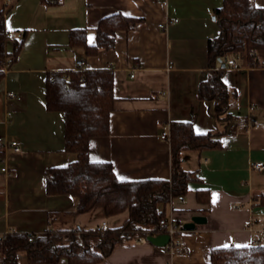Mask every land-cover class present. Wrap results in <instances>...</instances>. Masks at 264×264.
Segmentation results:
<instances>
[{
    "label": "crops",
    "instance_id": "crops-1",
    "mask_svg": "<svg viewBox=\"0 0 264 264\" xmlns=\"http://www.w3.org/2000/svg\"><path fill=\"white\" fill-rule=\"evenodd\" d=\"M253 2L264 6V0ZM223 3L0 0V15L11 35L8 52L15 40L24 38L16 63L0 84V137L22 143L20 152L0 145V165L9 169L0 173V241L13 232L95 228L104 221L115 228L127 218L126 212L108 218L102 207L77 215L76 197L47 192V170L77 158L65 150L64 113L48 110L47 73L76 70L82 61L86 69L114 71L116 102L109 135L92 140L90 157L111 163L121 179L171 180V138L162 139V132L172 135L176 122L192 123L198 133H218L222 144L182 152L183 170L197 172L199 180L189 183L184 201L170 202L167 219L187 223L202 215L208 220L176 237L180 252L136 238L117 245L99 264H211L212 250L225 244L264 245V205L258 203L264 195V171L254 168L264 163V65L231 56L210 67L209 41L221 31L215 11ZM114 14L142 21L134 30L118 32L114 48L95 55L80 46L70 48L74 29H86L88 44L96 45L101 20ZM172 19L179 21L160 27ZM219 69L230 93L228 120L217 116L214 101L199 97L202 82ZM247 117L260 126L241 130L238 121ZM203 193L210 194L208 204L198 199ZM18 264H30L26 251L18 253Z\"/></svg>",
    "mask_w": 264,
    "mask_h": 264
},
{
    "label": "trees",
    "instance_id": "trees-1",
    "mask_svg": "<svg viewBox=\"0 0 264 264\" xmlns=\"http://www.w3.org/2000/svg\"><path fill=\"white\" fill-rule=\"evenodd\" d=\"M215 16L221 31L209 41L210 67H217L218 61L231 56L244 57L254 66L264 65V9L256 7L253 0H224ZM141 21L114 14L101 20L96 45L88 44L86 29H74L69 46L83 47L88 55H95L102 48H114L116 34L134 30ZM10 38L4 16L0 15V84L6 70L16 63L24 41V38L15 40L13 50L8 52ZM222 76V69L212 72L200 85L199 97L214 101L217 116L228 120L230 93ZM46 100L48 110L64 113L65 150L77 154L73 162L47 170L48 194L76 197L77 215L102 207L108 218L125 212L127 218L121 226L108 225L105 231L100 227H79L50 229L42 234L9 233L0 241V264H18L21 251L28 253L30 264H58L62 259L68 264H99L117 245L149 236L148 231H159L170 202L184 199L189 183L199 180L197 172L183 170L182 152L222 147L220 134L198 133L192 123L176 122L171 135V180H124L111 163L95 162L90 157L92 140L109 135L116 102L114 71L109 68L49 71ZM198 199L208 204L210 194H199ZM258 203L264 205V195L258 197ZM211 264H264V245L214 248Z\"/></svg>",
    "mask_w": 264,
    "mask_h": 264
},
{
    "label": "built area",
    "instance_id": "built-area-1",
    "mask_svg": "<svg viewBox=\"0 0 264 264\" xmlns=\"http://www.w3.org/2000/svg\"><path fill=\"white\" fill-rule=\"evenodd\" d=\"M179 20L178 19H172V20H169V22L167 23H162L160 25L161 28H166L168 23H176L178 22ZM229 65L235 67L236 66V62L234 59H230L228 61ZM77 68L78 69H83L84 68V62L82 61H79L77 62ZM132 77H134L135 75L132 74L131 75ZM11 97H14V93H11L10 94ZM260 126V123L258 120H252L250 119L249 117L247 118H241L239 121H238V127L241 129V130H249L253 127H259ZM171 138V134L167 131H163L162 132V139L166 140V141H169ZM0 145L2 146H8L10 148H12L15 152H20L22 150V143L18 140H14V141H8L6 139H4L3 137H0ZM254 168L259 170V171H264V163H257L254 165ZM9 172V169H8V166L7 165H0V173H8ZM181 201H184V199H182ZM238 209H240V207H237ZM101 230L105 231L108 229V223L106 221H104L101 225ZM185 223L184 222H181V221H175L174 219H163L161 220L160 222V229L159 231H156V232H151V231H148V235L151 236V235H160V234H167L170 236L171 240H170V243L168 244V247L170 249V252L171 253H177V252H180L182 250V247L176 242V237L182 233L183 231H185ZM5 237V236H4ZM148 236H139L137 238V240L139 242H144L146 241ZM32 240V239H30ZM165 264H172L170 261H167Z\"/></svg>",
    "mask_w": 264,
    "mask_h": 264
},
{
    "label": "water",
    "instance_id": "water-1",
    "mask_svg": "<svg viewBox=\"0 0 264 264\" xmlns=\"http://www.w3.org/2000/svg\"><path fill=\"white\" fill-rule=\"evenodd\" d=\"M207 217L202 215H195L192 217L191 221L185 223L186 230H194L198 225H204L207 223ZM147 240L160 247H166L170 243V236L167 234H160V235H151L147 237Z\"/></svg>",
    "mask_w": 264,
    "mask_h": 264
},
{
    "label": "snow or ice",
    "instance_id": "snow-or-ice-1",
    "mask_svg": "<svg viewBox=\"0 0 264 264\" xmlns=\"http://www.w3.org/2000/svg\"><path fill=\"white\" fill-rule=\"evenodd\" d=\"M256 7H264V6L256 5ZM223 247H225V248H228V247H237V248H240V247H251V245L250 244H237V245H228V244H225V245H223Z\"/></svg>",
    "mask_w": 264,
    "mask_h": 264
}]
</instances>
